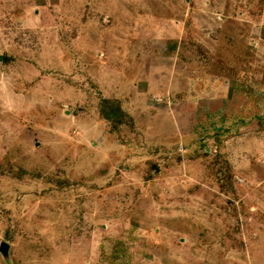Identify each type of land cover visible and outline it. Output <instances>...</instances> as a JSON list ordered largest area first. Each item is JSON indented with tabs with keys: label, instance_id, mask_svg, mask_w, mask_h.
<instances>
[{
	"label": "rangeland",
	"instance_id": "1",
	"mask_svg": "<svg viewBox=\"0 0 264 264\" xmlns=\"http://www.w3.org/2000/svg\"><path fill=\"white\" fill-rule=\"evenodd\" d=\"M0 55L13 264H264V0H0Z\"/></svg>",
	"mask_w": 264,
	"mask_h": 264
},
{
	"label": "water",
	"instance_id": "2",
	"mask_svg": "<svg viewBox=\"0 0 264 264\" xmlns=\"http://www.w3.org/2000/svg\"><path fill=\"white\" fill-rule=\"evenodd\" d=\"M4 56L0 55V63L3 62ZM0 256L4 264H13L11 259V245L6 241L0 243Z\"/></svg>",
	"mask_w": 264,
	"mask_h": 264
},
{
	"label": "trees",
	"instance_id": "3",
	"mask_svg": "<svg viewBox=\"0 0 264 264\" xmlns=\"http://www.w3.org/2000/svg\"><path fill=\"white\" fill-rule=\"evenodd\" d=\"M104 102H105V101H104ZM112 115H113V112H111V113H107L106 110L104 111V117H105L106 119L110 120L111 117H112Z\"/></svg>",
	"mask_w": 264,
	"mask_h": 264
}]
</instances>
